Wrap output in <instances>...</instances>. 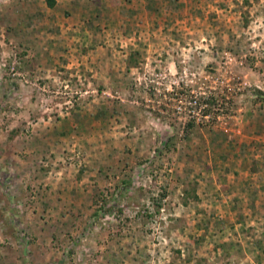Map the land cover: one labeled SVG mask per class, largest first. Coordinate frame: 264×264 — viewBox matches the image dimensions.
Here are the masks:
<instances>
[{
    "label": "rangeland",
    "instance_id": "1",
    "mask_svg": "<svg viewBox=\"0 0 264 264\" xmlns=\"http://www.w3.org/2000/svg\"><path fill=\"white\" fill-rule=\"evenodd\" d=\"M0 264H264V0H0Z\"/></svg>",
    "mask_w": 264,
    "mask_h": 264
},
{
    "label": "trees",
    "instance_id": "2",
    "mask_svg": "<svg viewBox=\"0 0 264 264\" xmlns=\"http://www.w3.org/2000/svg\"><path fill=\"white\" fill-rule=\"evenodd\" d=\"M46 1H47V3H48L49 5H53L54 2H55V0H46ZM194 101H195L196 103H198V104H202V103H203L201 98H200V99H195ZM166 140H167V139H166ZM166 140H163V143H164Z\"/></svg>",
    "mask_w": 264,
    "mask_h": 264
}]
</instances>
